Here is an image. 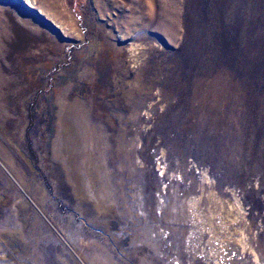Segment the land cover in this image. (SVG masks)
Wrapping results in <instances>:
<instances>
[{"label": "rangeland", "instance_id": "1", "mask_svg": "<svg viewBox=\"0 0 264 264\" xmlns=\"http://www.w3.org/2000/svg\"><path fill=\"white\" fill-rule=\"evenodd\" d=\"M0 264H264V0H0Z\"/></svg>", "mask_w": 264, "mask_h": 264}]
</instances>
